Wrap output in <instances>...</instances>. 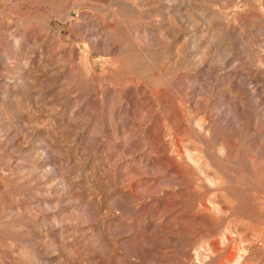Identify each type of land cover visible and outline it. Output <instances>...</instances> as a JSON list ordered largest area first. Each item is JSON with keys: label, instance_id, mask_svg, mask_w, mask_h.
Returning <instances> with one entry per match:
<instances>
[{"label": "rangeland", "instance_id": "1", "mask_svg": "<svg viewBox=\"0 0 264 264\" xmlns=\"http://www.w3.org/2000/svg\"><path fill=\"white\" fill-rule=\"evenodd\" d=\"M0 264H264V0H0Z\"/></svg>", "mask_w": 264, "mask_h": 264}]
</instances>
